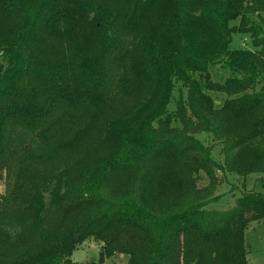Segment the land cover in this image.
Here are the masks:
<instances>
[{
  "label": "trees",
  "instance_id": "trees-1",
  "mask_svg": "<svg viewBox=\"0 0 264 264\" xmlns=\"http://www.w3.org/2000/svg\"><path fill=\"white\" fill-rule=\"evenodd\" d=\"M4 172L0 264H248L264 193L212 205L264 180V0H0Z\"/></svg>",
  "mask_w": 264,
  "mask_h": 264
},
{
  "label": "rangeland",
  "instance_id": "rangeland-1",
  "mask_svg": "<svg viewBox=\"0 0 264 264\" xmlns=\"http://www.w3.org/2000/svg\"><path fill=\"white\" fill-rule=\"evenodd\" d=\"M237 23V22H234ZM231 49L247 48L253 49L254 44L251 37L248 34L236 32L233 35L232 42L230 44ZM219 71V70H218ZM175 108V103L170 105V109ZM202 140L206 139V134L201 133L198 135ZM213 157L216 160H221L222 155L220 148L216 147L213 150ZM261 175L252 174L247 178H239L236 174L228 175V179H223V183L219 188L218 193L223 196L213 203L215 209H227L234 205L236 195H239L243 188L253 190L256 192L264 193V180L260 179ZM7 175L6 172L0 175V195L4 194L7 187ZM205 183V182H204ZM234 186L237 187L234 188ZM235 191V192H234ZM234 192V193H232ZM246 244L248 247V264H264V220L260 222L251 223L246 232ZM100 245L94 241L86 242L82 247L74 251L72 255V261L77 264L88 263L91 261L98 260L99 258ZM128 257L125 255H118L111 259L105 260L102 264H127Z\"/></svg>",
  "mask_w": 264,
  "mask_h": 264
}]
</instances>
